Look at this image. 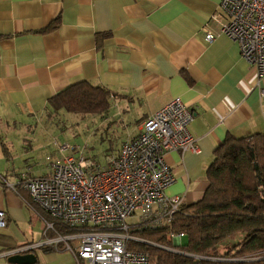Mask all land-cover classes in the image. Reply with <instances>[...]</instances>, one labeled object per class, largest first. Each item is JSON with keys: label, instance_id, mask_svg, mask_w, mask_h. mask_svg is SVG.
Masks as SVG:
<instances>
[{"label": "crops", "instance_id": "1", "mask_svg": "<svg viewBox=\"0 0 264 264\" xmlns=\"http://www.w3.org/2000/svg\"><path fill=\"white\" fill-rule=\"evenodd\" d=\"M220 2L0 0V208L7 221L0 256L43 238L41 230L38 239L28 241L32 233L24 231L21 241L14 239L13 229L34 217L20 179L49 173L45 156L57 154L51 128L59 114L47 109L48 100L72 83L109 90L106 113L116 107L131 122L123 141L172 98L185 102L198 151L164 155L174 175L166 193L180 195L185 205L202 197L206 169L226 136L264 133V95L237 43L219 32ZM206 32L214 34L209 42ZM45 251L65 264L61 245ZM29 252L37 262V252Z\"/></svg>", "mask_w": 264, "mask_h": 264}, {"label": "built area", "instance_id": "2", "mask_svg": "<svg viewBox=\"0 0 264 264\" xmlns=\"http://www.w3.org/2000/svg\"><path fill=\"white\" fill-rule=\"evenodd\" d=\"M220 8L225 21L219 32L237 43L241 57L254 68V86L264 95V0H221ZM213 38L212 32L205 33L206 41ZM192 119L185 102L172 98L148 115L138 134L123 141L104 164L79 153L78 146L54 139L57 154L45 156L49 173L20 179L30 208L49 216L45 220L38 214L44 222L43 238L3 256L61 245L72 253L75 264H151L148 253L128 247L137 241L192 256L178 248L183 233L171 229L183 201L180 195L166 193L174 175L164 160L171 150L198 151L189 131ZM6 222L0 208V228ZM139 227L164 228L169 245L129 233Z\"/></svg>", "mask_w": 264, "mask_h": 264}, {"label": "trees", "instance_id": "3", "mask_svg": "<svg viewBox=\"0 0 264 264\" xmlns=\"http://www.w3.org/2000/svg\"><path fill=\"white\" fill-rule=\"evenodd\" d=\"M110 97L107 88L80 80L53 95L47 109L53 114L103 115L110 107ZM205 176L207 186L202 197L192 204H182L171 225L173 231L187 238L178 248L192 256L141 241L130 242L128 247L148 253L151 264H264V133L226 136L214 149ZM37 212L49 220L46 213ZM129 233L169 245L164 228L139 227ZM234 235L240 238L226 243L225 251L218 253V243ZM196 255L202 258L193 257Z\"/></svg>", "mask_w": 264, "mask_h": 264}, {"label": "rangeland", "instance_id": "4", "mask_svg": "<svg viewBox=\"0 0 264 264\" xmlns=\"http://www.w3.org/2000/svg\"><path fill=\"white\" fill-rule=\"evenodd\" d=\"M106 114H77L70 112L62 114L61 112L56 123H53V127L51 128L53 129L55 127L52 137L60 143L67 142L70 145L78 146L79 153L94 159L100 164H104L109 156L116 153L122 141L127 137V133L132 130V126L130 125L131 122L126 124V122L120 118L116 107L108 112L107 115ZM26 195H28V193ZM29 210L34 215V219L29 218V215H27V219L13 229V236L16 241H21L23 239L24 236L22 231H24L26 237L29 236V232L32 233L30 234L31 237L28 238V241L38 239L41 235V230L43 231V220L32 208ZM129 220H131V218H129ZM237 238H240V236L234 235L220 241L217 245V252L223 253L225 251V244ZM179 242L180 247L184 246L187 242L186 236L183 235ZM156 247L160 248L158 246ZM33 249L39 255V260L32 264L62 263V261H53L50 255L46 253V249L42 246H34ZM160 249L165 250L164 248ZM63 253L65 264H75L73 255L69 250H66ZM193 257H197V255ZM205 258L209 259L210 257H204V259ZM0 264L13 263L8 262L7 258L0 256Z\"/></svg>", "mask_w": 264, "mask_h": 264}, {"label": "water", "instance_id": "5", "mask_svg": "<svg viewBox=\"0 0 264 264\" xmlns=\"http://www.w3.org/2000/svg\"><path fill=\"white\" fill-rule=\"evenodd\" d=\"M7 261L13 264H32L36 261V257L32 252L25 253H9L4 256Z\"/></svg>", "mask_w": 264, "mask_h": 264}]
</instances>
